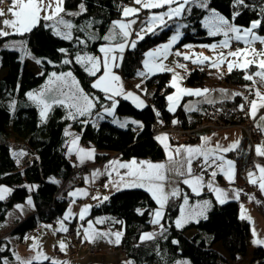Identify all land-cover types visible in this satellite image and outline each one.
I'll return each instance as SVG.
<instances>
[{
  "label": "trees",
  "instance_id": "obj_1",
  "mask_svg": "<svg viewBox=\"0 0 264 264\" xmlns=\"http://www.w3.org/2000/svg\"><path fill=\"white\" fill-rule=\"evenodd\" d=\"M130 1L65 0L64 8L66 11L75 10L83 3L87 9L83 15L66 18L78 26L92 21L89 31L103 36L114 21L122 18V7ZM245 3L248 7L234 8L233 0H208L210 8L237 26L249 27L251 21L261 19V27L255 31L264 34V13L261 12L264 0H245ZM235 11H239L240 15L233 21L232 15ZM205 12L202 8L192 7L190 13L184 14L186 27L183 29L180 43H207L218 39L219 36H209L201 26L200 20ZM46 23L48 22L40 21L31 32L24 35L0 37V46L11 38L23 39L28 50L41 60L38 64L40 73H35L27 61L20 59L18 51L0 49V184L11 189L6 199L0 201V222L14 204L23 202L28 196L31 197L34 212L14 226L12 233L19 238L29 234L40 224L54 225L65 215L69 200L59 194L54 197L59 184L53 181L67 179L73 170V162L64 147V127L68 123L80 137L82 144L91 145L98 151L95 156L97 162L104 160L111 152L119 153L123 159L148 158L159 161L163 158V152L152 136L154 121L170 124L179 120L183 128H189L201 120L202 112L209 105L201 112H186L183 103L187 97L183 96L175 110L168 111L166 97L171 91L170 72L165 71L144 78L148 104L143 108H136L127 100L117 98L115 113L138 120L140 125H143L142 128L139 127L138 132L131 127H118L107 118L100 120L79 117L76 120H68L65 119L66 109L60 106H54L46 122H42L38 108L28 100L27 93L40 88L52 72L72 71L86 93L98 98L100 102L106 100L101 92L91 88L90 82L94 77L88 76L80 65L75 62L62 64L64 59H73L77 51L99 54V45L104 41H89L86 48L77 46L75 39L69 42L53 35L52 29L45 26ZM157 30L159 31L155 33ZM169 31L170 29L162 30L159 26L146 33L143 39H136L135 48H127L119 69L115 68L119 70L123 80L128 82L136 76L142 67L145 52L165 40ZM75 36L85 38L84 33L74 30ZM61 48L68 50L67 56L59 51ZM208 67L209 65L205 67L189 64V71L184 76L185 82L193 87H203L204 82L211 77ZM255 70L256 66L250 65L246 71L253 73ZM244 75L245 70L234 68L231 73L224 71L220 81L249 90L251 81L243 79ZM250 95L252 98V93ZM244 101L243 95H233L230 100L217 104L223 108L235 109ZM100 102L94 110L99 109ZM16 142L19 147L35 153L32 163L19 165L13 159L12 148ZM243 170L244 163L238 171L240 185L245 184ZM155 206L145 190L124 189L93 205L90 216L110 215L119 221L122 227L120 246L127 259L134 264H174L179 259H187L190 264H217V261L228 263L237 256L248 258V264L257 260L258 264H264V248L253 247L248 251L250 228L249 223L239 217V202H214L206 214L207 219L202 218L177 229L174 220L179 212V200L170 199L161 222L166 231L161 234L160 229L154 239L141 241V235L152 228L150 221ZM188 230H194L196 233L187 236L185 233ZM216 242H219L227 253V259L212 247ZM0 249L2 264L3 260L12 258V252L2 245V241ZM41 264H51V260L42 261Z\"/></svg>",
  "mask_w": 264,
  "mask_h": 264
},
{
  "label": "snow or ice",
  "instance_id": "obj_2",
  "mask_svg": "<svg viewBox=\"0 0 264 264\" xmlns=\"http://www.w3.org/2000/svg\"><path fill=\"white\" fill-rule=\"evenodd\" d=\"M65 0H11V5L7 12L0 10V17L10 16L11 18L0 20V37H7L9 35H24L29 33L35 28L40 21L50 22L46 23L45 26L52 29L53 35L59 37L62 40L73 41L75 39L77 46H83L86 48L89 41L103 40L107 42L99 47V53L101 55H92L86 51H77L73 59H64L62 64L68 65L73 62L80 65L88 76L94 77L92 80L91 88L104 93V99L111 101V104L104 107V113L109 116L114 114V110L117 106V100L115 97L123 96L124 99H131L135 103L136 107L143 108L145 106L144 101L132 92H126L121 83V78L118 76L114 69L120 66L119 62L123 59V52L126 47L135 48L136 41H132L129 44V38L131 35V25L135 23V20L130 22L114 21L107 34L98 36L95 33L90 32L92 28V21H87L83 26H78L73 21L65 19V16L77 17L83 15L87 9L85 5L81 3L79 5L78 12H69L64 8ZM136 5L140 8L125 7L122 10L124 17L131 15H137L140 9H161L167 8V10L161 14H153L149 17L148 26L141 28L138 32L137 38L143 39V34L149 31H154L153 26H159L166 23L165 17L169 20L181 17L186 12L190 13L192 7H198L202 9H208V0H134ZM240 6L248 7L245 0H233V7L239 8ZM209 15L204 17L202 23L207 29L209 36L222 35L223 40L219 44L202 45L206 49H210L213 52L219 47L220 49H230L231 41L235 40L238 43L244 45L243 48H237L235 50L228 51L227 53L219 52L215 59L204 56L202 54H193L192 56L183 55L179 51L175 53L176 56L183 55L184 60H191V63L197 65H204L209 62L211 67L219 69L222 65L226 64L227 70L231 73L235 68L245 70L243 79L251 81L253 87L249 88V92L254 94L255 98L251 101L245 100L249 105V116L256 121L257 114L260 108H264V94H262L255 85L264 84V47L257 50L255 44L258 42L264 46V37L256 33V29L261 27V19L251 21L249 27H240L235 23L230 22L220 13L215 10L209 9ZM261 12L264 13V8H261ZM63 14V15H62ZM240 15L239 11H235L232 15L234 21L237 16ZM180 27H186V25H180L177 28L176 34L173 35L167 44L160 46L154 51H150L146 54L147 58L143 61V68L145 71H141L138 75L142 77L154 75L157 72H171L173 73L169 87L175 89L173 94L166 97L168 104V111L172 112L177 107V103L182 99L183 96H195L203 97L204 102L212 104L214 101L209 97V89H187L181 87V81L184 79L179 73L175 72L173 68L168 67L163 63V60L168 58L170 49L180 38ZM74 30L76 32L84 33L85 38L80 36L74 37ZM191 47V46H188ZM20 50L23 55H30L26 48L21 45ZM61 53L68 55V50L61 48ZM231 57L233 59L229 60ZM37 64L41 63V60H36ZM250 65H255L257 71L248 73L246 70ZM177 68L186 70V65L183 63H176ZM203 70V69H201ZM139 88V85H137ZM233 95H242L241 93H234ZM27 98L31 101L38 109L39 115L42 122H46L49 112L54 106H60L67 110L65 119L76 120L79 117L90 116L92 110L99 103V99L92 96L90 93H86L85 90L80 86V82L73 75L72 71L56 73L52 72L49 76L47 83L38 91H30L27 93ZM245 106L240 105V111H244ZM186 111H196L197 109L193 106H187ZM100 115V114H98ZM157 115L159 113L157 112ZM100 118H103L100 115ZM120 127H125L128 123L137 124L136 121H117L114 120ZM264 115L259 117V121L256 126L264 132ZM175 123V121L173 122ZM143 127V125H139ZM65 136H72V133L65 130ZM80 137L73 136L70 140L68 147V154L71 155L75 152L81 164L86 159H92L94 156V150H86L78 146ZM156 139L163 145L165 153L167 155V163H152L150 161L137 162L133 159L130 162L120 163L119 161H112L107 168H112L116 171L113 166H118L119 169H126L127 172L121 175L119 171H116V175L119 177L118 181H113L119 184L125 182L127 177L126 186L128 187H139L149 192L152 199L155 200L159 206L153 213V218L150 221L153 225H158L161 228V234L166 229L163 228L161 220L164 218L165 208L172 198L180 196V189L176 186L177 179L179 183L187 185L191 189L192 194L199 196L204 188H207L210 192L216 195L217 201L221 204L225 203L228 194L224 190L217 186H214L215 178L218 173L225 176L229 183L234 182L235 179V163L232 160L225 158V155L230 151H234L239 146V140L224 146L220 143H216L214 146L211 145L210 137H201L202 143L197 146H185L181 145L176 148H172L166 135L157 136ZM227 139V137H225ZM256 155L258 157H264V144L257 145L255 148ZM21 153L20 155H23ZM197 163L199 171H194L193 164ZM256 169L259 172L257 177L255 172L250 171L248 173L249 183L257 185L261 193H264V166L257 164ZM212 169L209 173L211 179L205 181L204 174L208 173V170ZM101 175L100 170H96L92 173L93 179ZM110 175V173H109ZM54 183L56 181H53ZM170 186V187H169ZM11 189L6 187H0V201L6 199V194L10 193ZM79 191V190H78ZM236 198L239 197V191L233 190ZM71 196L75 197L77 192L70 193ZM80 195L86 196L87 193L80 191ZM98 199V197H95ZM107 199V197H104ZM254 199V197H250ZM28 205L32 204L31 198L27 201ZM18 209L23 211L22 205L16 206ZM210 208V202L204 200L202 203H196L195 205H189V197L187 194L183 197V204L180 207L179 217L175 220V226L177 229L182 228L186 223L191 221L198 222L199 217L207 219L205 215L206 211ZM242 213L241 219H248L251 221V217L247 216L246 210L241 205ZM89 211V206H85L79 213V218L84 220L85 214ZM139 211V210H138ZM143 215V212L140 213ZM72 215L71 208L65 214L63 220H68ZM103 220H96V224H103ZM92 222L88 223V230L84 233V238L89 242H94L98 238H108L112 234L107 232L92 231ZM57 231L67 232V227L64 226L63 221L60 222V228ZM253 236L257 233L253 229ZM115 240L109 239V243L119 244L122 236L121 232L114 234ZM156 233H145L141 236V241H148L154 239ZM253 244L264 245V239H254ZM173 243H178L173 241ZM67 245L63 242H59V248L61 251L66 250ZM38 241L34 240L30 248V251L35 254L28 258H21L16 255V261L18 264H41L42 261H47L50 258L46 256ZM2 250V249H0ZM4 264H8L5 260ZM51 264H67V262H60L55 259H51ZM131 264V262H128ZM181 264V262H177ZM187 264V262H183Z\"/></svg>",
  "mask_w": 264,
  "mask_h": 264
},
{
  "label": "crops",
  "instance_id": "obj_3",
  "mask_svg": "<svg viewBox=\"0 0 264 264\" xmlns=\"http://www.w3.org/2000/svg\"><path fill=\"white\" fill-rule=\"evenodd\" d=\"M10 5H11V3H3L0 6V10H4L5 12H7L8 8L10 7ZM125 7L140 8L139 5H136L134 3V0H131L129 3L125 4L122 7V10ZM162 9H166L167 10V8L151 9V10L142 9L141 8L137 15H131L129 17H124L123 14H121L122 18L119 19V20H116V21H123V22L128 21L129 22L130 19L137 17L135 19V23H134L136 31H135V33L133 32L134 36L131 37V39L129 41V44L132 41H134L135 37H136V39H138L136 34L138 32H140L141 28H145V27L148 26L149 17L151 15H153V14H160L159 11L162 10ZM166 10H164L163 12H165ZM204 10L207 12V9H204ZM66 17H68V16H65V19H68ZM183 17H184V15H182L181 17H178V18H174V19H172L171 23L172 24H174V23L177 24L178 27L180 25H186V22L183 20ZM8 18H11V17L6 15L4 17H0V20L8 19ZM165 21H166V23H164L165 25H168V23L170 22V20L167 17H165ZM48 23H50V22H48ZM161 25H159V26H161ZM111 26H112V24L110 25V27L106 31V34L110 30ZM159 26H153V27H154V29H156ZM161 28H163V26ZM184 28L185 27H180V29H179L180 33L183 32ZM207 34H208V32H207ZM12 39H16V38H11L9 40H12ZM238 44H239L240 47L243 46L242 43H238L235 40L231 41V48L228 49V51L240 48V47H238ZM202 45H206V43H196V46L198 48H200V46H202ZM129 47H126L125 51ZM261 47H264V46L261 45ZM154 48L157 49L158 46L153 47V50H155ZM97 56H99V54H97ZM179 57H181V56H179ZM205 64L209 65V67L207 69L208 73L211 76L209 78V82H208L209 85L206 86L205 82H204L203 87H198V88H200V89H205V88L209 89L210 91H209L208 95L214 102H221V101L230 100L233 97L234 92L236 91V87L232 86L230 84H226L225 82L220 81L221 77H222V73L224 71H228L226 64L222 65L221 70L219 72H213L212 74H211V71H210V68H211L210 63L206 62ZM142 66H143V63H142ZM141 68H143V67H141ZM255 71H257V68H256ZM114 72L118 76H120L121 83L123 84L124 90L126 92H132L135 95L139 96L144 101L145 106H146L148 104V102H147V99L145 97V86H144V78L145 77H142V76L138 75V77L140 76L138 78L137 74H136L135 78H137V80L134 82V85H131V84H128L125 80H123V78L121 77V75L119 73V70H115L114 69ZM50 74H49V76H50ZM47 78H46V80H47ZM46 80L43 83V85L47 83ZM170 81H171V75H170L169 84H170ZM182 81H183V84H184L183 85L184 88L189 89V88L193 87L191 85H188L185 82L184 79ZM137 85H139V88L137 87ZM185 85L188 86V87H185ZM252 87H253V85H252V82H251V85H250L249 88H252ZM255 87L258 88L259 91L262 94H264V84H259L258 83L257 85H255ZM171 90H174V89L171 88ZM102 94L104 95V93H102ZM186 97L187 98H186L185 102L183 103V109L184 110L186 109L187 106H193V107H195L197 109L196 111H200L201 112L203 110V108L209 104V103L204 102V98L203 97H195V96H190V97L186 96ZM115 98L116 99L117 98L124 99L123 96H117ZM254 98H255V96H254V94H252V99H254ZM125 100H127L134 107H136L135 103H133V101L131 99H125ZM178 103H177V105H178ZM167 107H168V101H167ZM136 108H138V107H136ZM196 111H186V112L192 113V112H196ZM248 112H249V109H248ZM261 115H264V108H260L259 109L256 121H254L250 116L249 117L254 121L255 124H257V122L259 121V117ZM93 119H96V118H93ZM97 119H100V118H97ZM261 123H264V122H261ZM135 125L139 129L140 123L137 122V124H135ZM65 130H67L70 133H72V136H65L66 138H65V142H64V147H65V149L67 151V154H68V147L70 146V144H69L70 140L73 138V136H78V135L71 128L70 123H68L64 127V133H65ZM263 135H264V132H263ZM160 136H163V135H160ZM205 136L211 138V145L210 146H214L216 143H220V144H222L224 146H227V145L239 140V146H238V148L236 150L230 151V152H228L226 154H223V155H225L226 159L232 160L235 163V179H234V182L229 183V181L225 178L224 175L218 173V175L215 178L214 186H217L220 189H222L225 192H227L228 198H227L226 202L227 201H237V202H239V217H241V213H242L241 205H243V209L246 210L247 216L251 217V221H249L248 219H244V220H246L249 223L250 235H251L250 242H249L250 245H249L248 251H251L253 247H262V248H264V245H255L252 242L254 239H264V193H261V191L259 190L257 185L250 184L248 179L244 180V183H245L244 185H240L239 184V180H238V171H239V169H241V167H242V165H243V163H244V161H245V159L247 157V153H248V146H247L245 135H244L242 129L240 127H238V126L221 128V129H216V130L205 129L199 134L198 138H196L194 141H184V140H179V139H173V138L167 136L168 137L167 143H169L172 148H176V147H179L181 145L197 146V145H200L202 143L201 137H205ZM225 137H227V139H225ZM157 142L161 146L162 152H163V158L161 160H159V161H153V160H150L148 158L123 159L120 156L119 153L111 152V153L108 154V156L104 160H102L100 162H97L95 160V156L98 153V151L93 146L84 145L80 141L78 142V146L80 148H83V149H86V150H94L93 158L90 159V160L86 159L84 161V163L81 164L79 159H78V157H77V155L75 154V152L73 154H71V155L68 154V156L73 161V163H75L77 166L85 168L86 171L83 173V179H82V181L80 183H76V182L67 183L64 186L62 192H60L59 195H63V198H67L69 200V202L67 203V206H66L65 214L68 212L69 208H71L72 215L69 217L68 220H63V218H64L63 217L62 219L57 221L52 226L51 230L52 231H55V230L57 231V229L60 228V222L61 221H63L64 226L67 227V229L69 228L71 223L76 224V225L81 227V224H80L81 219L79 218V213L81 212V210L85 206H89V211L85 214V218H84L85 219L84 225L86 227L85 230H88V223L92 222V224H93V230L92 231L107 232V233H110L112 235L110 237H108V238H98L94 242H89L88 240H86L84 238V242L85 243L83 242L82 244H80L81 245L80 247L78 245L77 250L74 251L73 255L70 256L67 264H96L97 260H99V259H104L103 260L104 264H128V262H131V264H134L132 261H130L127 258L126 259L119 258L117 254H108V253H105V252H101V254L99 256L93 257V258L90 255L87 254V251H86L87 244H89L91 246H94V247H97V248L101 249L102 251H104L105 249L108 250V249H113V248L114 249L115 248H119L120 247V243L119 244H115V243H109L108 241H109V239H111L113 241L115 240V235H114L115 233H117V232H121L122 233V227L120 226L119 221L117 219H115L113 216H110V215L90 216V210H91V207L93 205L102 202L103 200H105L104 197H108L109 195L113 194L114 192H117V191H120V190H124V189L139 188V187H128V186H126V181L128 179L127 177H125V182H120L119 184L114 183L113 181H118L119 180V177L116 175V171H119L121 175H124L127 172V170L126 169H119L118 166H115V165L113 166V168H115L116 171H114L112 168H107L106 166H108L110 164V162L119 161L120 163H126V162H130L133 159H135L137 162L150 161L152 163H167V155L165 153L164 147L158 140H157ZM261 144H264V142L261 143ZM257 145H260V144H257ZM255 154H256V152H255ZM257 158L259 159L257 164H259L261 166H264V157H258L257 156ZM197 163H199V162H196V163L193 164V169H194V171L198 172L199 169L197 168ZM96 170H100L101 175H99L98 177L93 179L92 173L95 172ZM211 171H212V169H209L208 173L204 174L205 181H208V180L211 179V177L209 175V173ZM109 173H110V175H109ZM255 173H256V175L258 177L259 176V172L256 169V167H255ZM176 179H177L176 186L180 189V196L177 197V198H172V199H178L179 200V212H178V215L175 218V220L179 217L180 207L183 204V197H184L185 194H187L188 197H189V205L190 206L191 205H195L196 203H202L204 200H207V201L210 202V208H211V206L213 205L214 202L218 203V204H221L219 201H217L216 195L213 192H210L207 188H204L202 190L201 195L196 196V195L192 194L191 189L188 188L187 185H184L183 183H179L178 182L179 179H181V178H176ZM58 181H60V180H58ZM140 189H143V188H140ZM233 190L239 191L240 194H239L238 198H236L235 192ZM80 191L86 192L87 195L86 196L80 195ZM72 192H77V195L75 197L71 196L70 193H72ZM147 193L152 198L151 194L149 192H147ZM95 197H98V199L95 198ZM250 197H254V199H250ZM153 201H154V203L156 205L155 206L156 207L155 210H156L159 206L156 204L155 200H153ZM210 208L206 211L205 215L210 210ZM154 211L151 214V220L153 218ZM202 218L203 217H199L198 220L202 219ZM98 219L99 220H103L104 223L103 224H96V220H98ZM175 220H174V225H175ZM161 222H162V220H161ZM191 222H194V221H191ZM188 223H190V222H188ZM188 223H186V224H188ZM13 228L14 227H12L11 229L10 228H5V229L0 230V241H2V245L5 246V247H8L10 249V251L12 252V258L11 259H5L8 262V264H18V262L16 261V255H19L21 258H24V259H28V258L32 257L35 253L30 251V248H31V246L33 244V241L34 240H36V241L38 240V236L34 235L33 233L31 235V232L29 234L25 235L24 237L19 238L17 235L12 233ZM160 229H161L160 226L153 225L151 230L148 231V232H145V233H157V232L160 231ZM253 229L257 233V235L255 237L252 234L253 233ZM61 233H62V231H57V234H58L57 238H56L57 241H58V238H59L58 236ZM63 233L65 235H67L66 234L67 232H63ZM84 233H85V231H84ZM145 233H143V234H145ZM195 233L196 232L194 230H188V231H186L185 234L187 236H192ZM199 236L203 237V235H199ZM57 247H58V244H56V246H54V248H53L55 250V253H54L55 255H57V252H58V251H56ZM212 247L222 257L227 259V253L223 250V248L221 247L219 242H216L215 244H213ZM51 249H52V247L48 248V250H42V251H43V253L46 256L53 255ZM39 250H41V249H37V251H39ZM52 259H54V258H52ZM5 260H3L2 264H4ZM247 261H248V258H243V257L237 256L235 258V260H233L232 262H233V264H245ZM230 262L231 261H229L228 263H223L221 261H217V264H230Z\"/></svg>",
  "mask_w": 264,
  "mask_h": 264
},
{
  "label": "rangeland",
  "instance_id": "obj_4",
  "mask_svg": "<svg viewBox=\"0 0 264 264\" xmlns=\"http://www.w3.org/2000/svg\"><path fill=\"white\" fill-rule=\"evenodd\" d=\"M3 3H11V0H2L1 2H0V6L3 4ZM81 4V3H80ZM79 4V5H80ZM209 9H212V8H210L209 6H208V9H207V12H205V14H204V16L201 18V26L202 27H204L203 26V23H202V21H203V19H204V17H206V16H208L210 13H209ZM164 10H166V9H162V10H160L159 11V13L161 14V13H163V11ZM212 10H214V9H212ZM69 12H78L79 11V6L77 7V9H75V10H68ZM137 17H135V18H132V19H130L129 20V22L130 21H132V20H135ZM171 21L172 20H170V22L168 23V25H165V24H162L161 25V27L163 26V28H161L162 30H164V29H170V31H169V34L168 35H166V38H165V40H163V41H161L160 43H158L156 46H158V48L160 47V46H162V45H164V44H167L169 41H170V39H171V37L173 36V35H175L176 34V31H177V28H178V25L177 24H172L171 23ZM128 21H125V23H127ZM205 28V27H204ZM207 30V29H206ZM135 31H136V28H135V25L134 24H132L131 25V30H130V32H131V35H130V38H129V41H130V39H131V37H133L134 36V33H135ZM159 30H157V31H155V33H157ZM134 32V33H133ZM138 32V31H137ZM136 32V33H137ZM149 32H151V31H149ZM146 33H148V32H146ZM146 33H144L143 34V36L146 34ZM105 34H106V32H105ZM105 34H103V35H105ZM258 34V33H257ZM258 35H260V36H262V37H264V34H258ZM217 36H219L218 37V39H215V40H213V41H211V42H207L206 43V45H212V44H219V42L221 41V40H223L224 39V37L222 36V35H217ZM181 38H182V32H181V35H180V38H179V40L177 41V43L176 44H174L173 46H172V48L170 49V54L168 55V58L166 59V60H163V63L165 64V65H167L168 67H171V68H173L174 69V71L175 72H177V73H179L182 77L186 74V73H188V71H189V69H188V66H189V64L191 63V60H184V62H183V64H185L186 65V70H184V69H180V68H177L175 65H176V63H181V61H178L177 60V56L175 55V53L177 52V51H179L180 53H182L183 55H189V56H192V58L194 59L195 58V55H193V54H202V55H204V56H208V57H211V58H213V60L215 59V57H216V55L219 53V52H221V51H223V52H225V53H227V51H228V49H220L219 47H217V49L215 50V52H213L212 50H210V49H205L204 47H202V46H200V48H198L197 46H196V43L194 44V43H191V42H183V43H180V40H181ZM134 41H136V37L134 38ZM107 42H103V43H101L100 45H99V47L101 46V45H104V44H106ZM199 43V42H198ZM21 45H23V47L24 48H26V50H27V52L28 53H30V55H23V53H22V51L20 50V48H21ZM188 46H191V47H188ZM155 47V46H154ZM238 47H240L239 46V44H238ZM244 47V45L243 46H241L240 48H243ZM233 48V47H232ZM237 48V47H236ZM255 48H256V44H255ZM0 49H7V50H15V51H18L19 52V54H20V59L22 60V61H27L28 62V64H29V66H30V68H31V70L33 71V72H35V73H40V68H39V66H38V64L36 63V60L37 59H39L38 57H36L30 50H28V48L26 47V44H25V42H24V40L23 39H21V38H16V39H12V40H7V41H5L1 46H0ZM154 49H156V48H154ZM150 51H154L153 50V47H152V49L150 48V49H148L146 52H145V55H144V58H143V61L147 58V56H146V54L148 53V52H150ZM124 54V53H123ZM122 54V55H123ZM99 55H101L100 53H99ZM183 55H181V57L183 58ZM176 58V59H175ZM229 60H231V59H233V58H231V57H229L228 58ZM143 63V62H142ZM120 65H121V62L119 63ZM191 64H193V63H191ZM194 66H197V64H193ZM208 64H205V65H202V66H207ZM120 67V66H119ZM119 67H118V69H119ZM143 67V66H142ZM222 67V66H221ZM221 67L219 68V69H216V68H213V67H211L210 68V71H211V74L213 73V72H219L220 70H221ZM141 71H145V69L144 68H141V69H139V71H138V73L139 72H141ZM63 72H68V71H63ZM185 72V73H184ZM56 73H61V72H56ZM118 73V72H117ZM138 73H137V77H138ZM51 75V74H50ZM170 75H171V79H172V75H173V73H171L170 72ZM140 77V76H139ZM138 77V78H139ZM49 78V77H48ZM48 78H47V80H48ZM95 79V78H94ZM46 80V81H47ZM137 80V78H133L132 80H130V81H128L127 83L128 84H131V85H134V82ZM209 79H207L206 81H205V85L206 86H208L209 85ZM45 85V84H44ZM43 85V86H44ZM183 81H181V87H183ZM43 86H41V88L43 87ZM185 87H188V86H186L185 85ZM41 88H39V89H34V90H32V91H38V90H40ZM189 89H192V90H195V89H200V88H198V87H191V88H189ZM231 91V90H230ZM175 92V89L174 90H171V92L169 93V95L170 94H173ZM116 99V98H115ZM117 100V99H116ZM31 102V101H30ZM31 104H33L32 102H31ZM111 104V101H109V100H104L103 102H100V105H99V109H97V110H92V113H91V117L92 118H100V115H102L103 116V118H100V120L101 119H104V118H107L112 124H114V125H116V126H118V127H120L117 123H114L113 121L114 120H117V121H120V122H123V121H136V122H138V120H136V119H134V118H132V117H128V116H120V115H117L116 113H115V111H114V114L112 115V116H109V115H107L106 113H104V107L103 106H108V105H110ZM168 104H169V102H168ZM217 105V106H219L218 104H217V102H214V103H212V104H210V105ZM34 105V104H33ZM209 105V106H210ZM35 106V105H34ZM208 106V107H209ZM36 107V106H35ZM221 107V106H220ZM39 110V109H38ZM98 114H100V115H98ZM203 114H204V112H202V117H203ZM66 115H67V110H66ZM90 116H87V118H90ZM68 120H71V119H68ZM201 120H202V118H201ZM200 120V121H201ZM178 121V120H177ZM128 127H131L135 132H138V127L135 125V124H132V123H128L125 127H123V128H128ZM122 128V127H121ZM169 137H171V138H173V139H178V138H176L175 136H171V135H169ZM179 140H184V141H194L195 139H192V140H188V139H179ZM248 146V145H247ZM256 147V146H255ZM21 148L22 149H24L22 146H21ZM30 153V152H29ZM247 156H248V153H247ZM246 159H247V157H246ZM246 159H245V161H244V164H245V162H246ZM19 164V163H18ZM71 182H74V180H70L68 183H71ZM57 183L60 185L62 182L61 181H57ZM0 187H6L5 185H3V184H0ZM7 188V187H6ZM67 191V190H66ZM63 194V193H62ZM60 196H62L63 197V195H60ZM29 198H31L30 196H28L23 202H19V203H16V204H14V206L13 207H11L8 211H7V213L5 214V218L0 222V230H2V229H5V228H12V227H14L18 222H20V221H22L24 218H26V217H28L29 215H31L32 213H33V206H32V204L31 205H28L27 204V201H28V199ZM17 205H22L23 206V211H21L20 209H18L16 206ZM84 222H85V219L84 220H81L80 221V224H81V228H82V230L83 231H86L85 229H86V227H85V225H84ZM52 226H53V224L52 225H45V224H40V225H38L35 229H34V231L33 232H31V235H32V233L34 234V235H37L38 236V242H39V244H40V246H41V248L40 249H42V250H48V248H51L52 247V253H53V255H48L49 256V258H50V260L52 259V258H54L55 260H57V261H61V262H68V260H69V258H70V256L71 255H73V252L74 251H76L77 250V247L78 246H74V245H72V242H71V240H70V238H69V236H67V235H65L64 233H63V231H62V233L61 234H59V238H58V241L56 240V238H57V231L55 230V231H52L51 229H52ZM67 236V237H66ZM60 241H63L66 245H67V247H66V250L65 251H61L60 250V248H59V242ZM57 242V243H56ZM85 243V242H84ZM56 244H58V247H57V249H56V251H58L57 252V255H55L54 253H55V250L53 249L54 248V246H56ZM81 245H79V247H80ZM72 247V248H71ZM99 249V248H98ZM100 251H102L101 249H99ZM101 254V252L100 253H97L96 255H94V256H91L92 258L93 257H97V256H99ZM53 256V257H52ZM88 256V255H87ZM104 259H99V260H97V262H96V264H104V261H103ZM181 262V264H183V262H187V264H190L189 263V261L187 260V259H179V260H176L175 261V263L174 264H177V262ZM248 262L249 261H247L245 264H248ZM230 264H233L232 262H230Z\"/></svg>",
  "mask_w": 264,
  "mask_h": 264
},
{
  "label": "built area",
  "instance_id": "obj_5",
  "mask_svg": "<svg viewBox=\"0 0 264 264\" xmlns=\"http://www.w3.org/2000/svg\"><path fill=\"white\" fill-rule=\"evenodd\" d=\"M259 49H261V46L257 45V50ZM177 60L182 61L181 58H177ZM237 92L241 93L244 96V99L247 97V101L251 100V93L248 89L239 87ZM247 101L245 100L241 103L245 106L244 111H240L241 104H239L235 109H227L214 104L210 106L208 105L209 107L207 106L204 110L202 120L189 128H183L180 125L179 120H175V123L172 122L170 124L154 121L152 125V136L157 137L159 135H171L178 139L192 140L196 139L198 135L205 129L216 130L238 126L242 129L248 145V156L243 170L244 179H248V173L250 171L255 172V166L259 161L255 154V146L264 141V135L257 128L254 121L249 117V105ZM21 153L24 154L20 155ZM34 154L35 153H29L26 149L19 147L18 142H16L12 148V157L17 163H19V165H28L32 163ZM84 171L85 169L82 167L74 166L70 176L63 180V184L71 178H75L76 181H80ZM63 184L59 187L57 186V192L55 193L54 197L61 190ZM67 234L74 244H80L82 242L83 231L80 229V227L76 225L71 226L68 229ZM98 252L99 250L97 248L87 246V253L89 255H94ZM104 252L108 254H117L119 258H123L125 256L122 249L105 250Z\"/></svg>",
  "mask_w": 264,
  "mask_h": 264
},
{
  "label": "water",
  "instance_id": "obj_6",
  "mask_svg": "<svg viewBox=\"0 0 264 264\" xmlns=\"http://www.w3.org/2000/svg\"><path fill=\"white\" fill-rule=\"evenodd\" d=\"M259 263V261L257 260V261H255V262H253V263H251V264H258Z\"/></svg>",
  "mask_w": 264,
  "mask_h": 264
}]
</instances>
